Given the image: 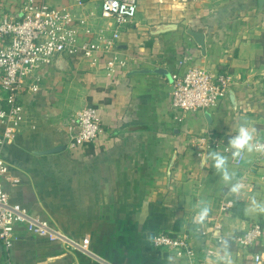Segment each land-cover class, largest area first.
<instances>
[{
  "label": "crops",
  "instance_id": "obj_1",
  "mask_svg": "<svg viewBox=\"0 0 264 264\" xmlns=\"http://www.w3.org/2000/svg\"><path fill=\"white\" fill-rule=\"evenodd\" d=\"M25 1L0 0V15H22ZM102 1L48 0L70 13L81 41L100 47L112 41L114 54L107 56L121 72L107 69L105 55L94 63L65 57L68 70L56 63L43 68L41 90L23 96L17 138L2 149L11 200L87 253L19 227L12 264H250L260 248L239 247L235 235L257 222L264 226V213L252 203L264 205V154L244 150L238 165L229 139L246 124L255 129L254 144L264 140V8L258 0H140L136 17L119 25L102 17ZM166 24L176 28L155 34ZM189 28L205 34L206 53ZM195 65L229 77L217 107L175 113L173 80L140 72L164 68L174 78ZM87 106L98 110L105 132L80 145L71 135ZM199 136L216 148L198 149ZM54 148L60 151L49 152ZM211 152L227 158L229 180ZM236 185L242 189L233 192ZM224 200L234 202L230 212L221 211ZM205 208L207 216L195 223ZM158 233L186 235L192 254L155 248ZM209 245L225 254H208ZM4 251L0 240V264Z\"/></svg>",
  "mask_w": 264,
  "mask_h": 264
},
{
  "label": "built area",
  "instance_id": "obj_2",
  "mask_svg": "<svg viewBox=\"0 0 264 264\" xmlns=\"http://www.w3.org/2000/svg\"><path fill=\"white\" fill-rule=\"evenodd\" d=\"M139 2L103 0L101 15L115 20L119 25L129 23L137 15ZM118 36L116 34L115 38ZM110 54H114L112 41H106L102 47L91 39L81 41L71 25L70 13L64 8L52 6L48 0H26L20 16L0 15V123L3 126L0 134V240L7 252L13 247L19 227L25 228L28 233L51 236L65 244H72L73 249L80 247L49 220L30 214L24 206L11 200L5 189L9 165L2 149L17 138L26 115L23 96L41 90L43 68L54 65L61 55L90 58L94 63L101 56ZM96 55L99 57L95 58ZM108 56V60L104 59L105 66L111 71L117 68L115 72L119 74L121 69L117 66V59ZM229 87L230 79L226 74H214L200 65L192 66L173 78L171 109L179 113L217 107ZM104 132L98 110L90 106L78 114L71 139L80 145L94 143ZM194 144L206 151L216 148V143L206 136L195 137ZM255 144H264V140H258ZM233 151L231 149L232 156ZM261 152L264 154V151ZM243 155L244 151L239 156H233V162L241 164ZM233 206L232 200H224L220 208L226 213ZM200 221L199 216L194 219L195 223ZM214 227L220 228V225L215 224ZM217 242L221 240L218 238ZM152 243L158 249L186 250L188 255L192 254L186 235L158 233ZM235 243L241 248L259 247L252 254L250 264H264V226L260 222L236 234ZM207 252L210 255L225 254L224 250L217 251L213 245L207 247ZM7 262L10 264L9 259Z\"/></svg>",
  "mask_w": 264,
  "mask_h": 264
},
{
  "label": "clouds",
  "instance_id": "obj_3",
  "mask_svg": "<svg viewBox=\"0 0 264 264\" xmlns=\"http://www.w3.org/2000/svg\"><path fill=\"white\" fill-rule=\"evenodd\" d=\"M254 133L255 129L254 128H249L246 126V124H241L239 128L237 129L236 135L232 136L229 139V146L230 149L234 150L233 151V156H239L240 153L244 150H247L249 152L253 151L255 148L257 151H264V144H254ZM209 156L211 159L214 161V166L218 171H221L223 173V178L227 181L230 179V176L226 170V163H227V158L222 156L218 152H211L209 153ZM208 157L207 156H202L201 157V162L206 163ZM241 185H236L234 186L231 190L233 192H238L240 189ZM252 203L256 206L255 210L259 211L260 213H264V205H258L256 204L255 199L253 198ZM208 209H202L200 212V220L202 221L208 213ZM224 259H227V257H224ZM227 264H232L231 260H227Z\"/></svg>",
  "mask_w": 264,
  "mask_h": 264
},
{
  "label": "water",
  "instance_id": "obj_4",
  "mask_svg": "<svg viewBox=\"0 0 264 264\" xmlns=\"http://www.w3.org/2000/svg\"><path fill=\"white\" fill-rule=\"evenodd\" d=\"M258 4H259V8L262 10L264 8V0H258ZM175 28H176L175 24H166V25L161 26L159 28V30H157L155 32V34H162V33L171 31L172 29H175ZM187 33L190 34L194 38L195 42L201 47L202 51L204 53H206L205 34L203 32L196 31V30H193L191 28H189L187 30ZM56 65L61 70H68L69 67H70L67 59L64 56H62V55L59 56V58L57 59ZM140 72H143V73H154V74H158V75H161V76H165V77H167L170 80H173L172 74L168 70H166L164 68L143 69ZM59 151H60V148H54V149L49 150V152H51V153L59 152Z\"/></svg>",
  "mask_w": 264,
  "mask_h": 264
},
{
  "label": "rangeland",
  "instance_id": "obj_5",
  "mask_svg": "<svg viewBox=\"0 0 264 264\" xmlns=\"http://www.w3.org/2000/svg\"><path fill=\"white\" fill-rule=\"evenodd\" d=\"M87 107H90V106H87ZM87 107H85V108H87ZM85 108H83V109H85ZM82 109V110H83ZM64 233V232H63ZM67 235V234H66ZM70 237V236H69ZM71 238V237H70ZM72 240L73 241H75L77 244H79L78 243V241L76 240V239H74V238H72ZM70 248H72L71 246H72V244H67ZM79 246H80V244H79ZM14 247V246H13ZM13 247H12V249L8 252V259H9V263L10 264H12V250H13ZM81 247V248H80ZM78 249H73V250H76L77 252H84V253H87L86 252V250H85V248H83L82 246H80Z\"/></svg>",
  "mask_w": 264,
  "mask_h": 264
},
{
  "label": "trees",
  "instance_id": "obj_6",
  "mask_svg": "<svg viewBox=\"0 0 264 264\" xmlns=\"http://www.w3.org/2000/svg\"><path fill=\"white\" fill-rule=\"evenodd\" d=\"M4 247H5V246H4ZM7 260H8V252H7V250L5 249L2 264H8Z\"/></svg>",
  "mask_w": 264,
  "mask_h": 264
}]
</instances>
